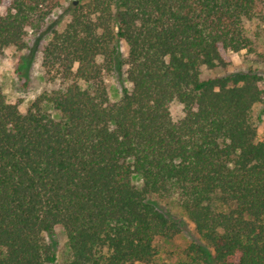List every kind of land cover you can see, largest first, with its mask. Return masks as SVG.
<instances>
[{"label":"trees","instance_id":"1","mask_svg":"<svg viewBox=\"0 0 264 264\" xmlns=\"http://www.w3.org/2000/svg\"><path fill=\"white\" fill-rule=\"evenodd\" d=\"M50 2L9 0L0 51L42 32ZM253 22L264 0H78L41 50L60 88L22 112L0 87V264H56L57 226L64 264H165L158 243L185 224L156 196H175L198 236L185 264H264V78L227 71ZM116 67L130 87L111 101Z\"/></svg>","mask_w":264,"mask_h":264},{"label":"rangeland","instance_id":"2","mask_svg":"<svg viewBox=\"0 0 264 264\" xmlns=\"http://www.w3.org/2000/svg\"><path fill=\"white\" fill-rule=\"evenodd\" d=\"M78 4V0H51L49 5L54 8L50 18L42 32L36 34H28L24 41L23 49L9 47L0 51V87L6 98L18 105L22 112H25L35 100L45 92L60 88L57 82H50L41 66V50L48 39L49 32L52 29H61L69 19V12ZM81 4V3H80ZM9 5V0H5L0 5V13H3ZM250 36L254 42L251 51H242L240 53L231 54V64L227 67V71H247L255 70L264 78V26L251 23L249 26ZM119 59L126 56L125 46L121 45L119 51ZM124 67L113 72L105 73V88L107 95L111 101H116L121 97L122 87H130L124 82ZM226 70L202 68V77L214 75H223ZM260 88L264 91V80L260 84ZM43 110L51 112V110L43 106ZM181 108L177 104L172 106L173 115H180ZM261 114V122L257 127V136L264 137V103L255 106L252 117L256 118L257 114ZM155 201L159 203L164 211L172 216L181 217V221L185 224V229L172 240L160 241L158 243V261L165 264H185L187 258L185 249L191 242L197 241L198 236L192 225L181 216V211L177 205L175 196L155 197ZM54 244L57 254V263L64 264L70 255V250L63 230L57 226L54 228L51 237H48Z\"/></svg>","mask_w":264,"mask_h":264}]
</instances>
